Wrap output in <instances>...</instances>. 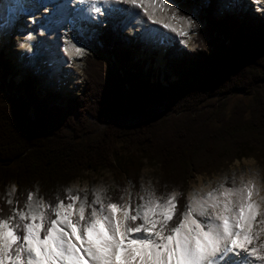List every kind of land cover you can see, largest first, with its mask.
<instances>
[{
	"label": "trees",
	"instance_id": "trees-1",
	"mask_svg": "<svg viewBox=\"0 0 264 264\" xmlns=\"http://www.w3.org/2000/svg\"><path fill=\"white\" fill-rule=\"evenodd\" d=\"M168 1L190 18L201 0ZM206 1L195 16L197 51L173 43L161 79L152 60L146 67L133 58L136 42L123 47L117 28L95 37L97 53L111 59L85 58L75 97H41L30 70L16 84L0 52V217L10 214L9 199L23 208L32 191L36 202L54 204L80 175L101 171L114 178L108 202L123 203L120 197L126 201L130 194L133 203L143 162L160 172V197L178 193L179 214L186 211L184 194L193 176L256 158L254 146L264 147V23L257 25L241 4L237 13L215 18L218 1ZM238 95L249 103L229 108ZM183 218L178 215L177 223Z\"/></svg>",
	"mask_w": 264,
	"mask_h": 264
},
{
	"label": "snow or ice",
	"instance_id": "snow-or-ice-1",
	"mask_svg": "<svg viewBox=\"0 0 264 264\" xmlns=\"http://www.w3.org/2000/svg\"><path fill=\"white\" fill-rule=\"evenodd\" d=\"M123 3L138 7L140 0ZM40 7L51 14L47 4ZM256 191L253 180L242 181L179 214L176 192L163 200L148 192L133 206L130 194L105 205L98 193L88 203L65 189L64 198L46 205L29 191L23 208L9 199L10 214L0 217V264H264V208L252 200ZM178 215L184 218L177 223Z\"/></svg>",
	"mask_w": 264,
	"mask_h": 264
},
{
	"label": "rangeland",
	"instance_id": "rangeland-1",
	"mask_svg": "<svg viewBox=\"0 0 264 264\" xmlns=\"http://www.w3.org/2000/svg\"><path fill=\"white\" fill-rule=\"evenodd\" d=\"M65 1L66 0H26V4L28 5L25 7L17 6L19 16H17L16 22L12 27V36L9 37V40L6 39V36H0V52H3L6 59H8L12 66L11 74L14 82L16 84L19 83L30 70V73L35 75L39 80L36 90L41 97L48 93L59 94L61 98L75 97L80 93L84 83L83 71L85 58L87 56L94 57L98 54L104 56L105 59L110 58L109 56L104 55L103 52L97 53L98 43L95 40V37L106 28H117L121 32L123 47L126 49H129V44L136 42L139 47L137 50L132 51L133 58L135 60H143L146 67L149 66V61L152 60V68L155 73L156 71L158 72V79H161V74H167L165 68V52L173 43H176L180 49H185L189 52L197 51V47L195 46L193 40L195 33L200 28V24L195 16L198 15L207 4L206 0H201L196 5L193 10V14L190 17V19L195 22L196 26L191 28L184 23L183 19H181V17L184 16H181L178 13L173 1L164 0V4H160L158 0H156V2H154V0H140L138 7L142 8L145 6L149 9L153 8L158 10L163 8V11H166L169 16L174 19L176 26L186 27L184 31L178 33L176 36H173L160 59L155 43H151L146 38V35H143L145 32L149 33L150 31L160 29L161 24L158 23V21L156 23L154 22L156 20H150L149 24L147 23V25L144 24L143 26L145 32L141 31L135 35H131L130 30L135 28L134 26L137 21L135 16L132 15L128 20L122 19L111 24H102L103 26L97 27L91 30L89 35H85L79 26L82 23L81 18L78 22V18L75 15L74 19L76 18L77 21L72 19L71 23L73 24V27H65V38L63 37L62 41H66L69 45H72V49L75 51L79 50V53H77L74 56L75 59H73L78 68L72 75L73 77L70 79V84L62 87L55 82L51 73L52 69L50 67H46L42 62L44 48L42 39L45 36H48L51 29L55 27L56 21L59 18V11H63V15L68 18L72 17V14L74 15V13H77V8L73 9L71 6L72 3L70 2H68L67 6H65ZM82 1L86 3V0ZM217 1L218 7L213 14L215 18H223L225 15L237 13V11L240 10L239 6L241 4L253 16L254 22L257 25H262L264 23V7L258 10L250 2V0ZM228 1H232V6H230L231 4H228L230 3ZM41 3L47 4V7L51 10V14L46 12L43 7H40ZM38 4L39 8L37 7ZM165 5H170V7H165ZM64 6L66 8L62 10ZM224 7L227 10H224ZM34 8L36 10L34 13L38 19L36 20V24L30 26L28 25L30 21L29 19ZM173 8L177 10L175 15H173ZM115 14H117L116 11ZM181 33L184 34L181 35ZM58 37H61V35L59 34ZM78 38L83 41V44H80L77 41ZM19 51H21L20 54ZM68 91H71V93H68ZM51 97H53V95H51ZM249 101V97L244 98L241 95H238L230 99L228 107L230 108L238 102L248 104ZM51 102L61 104V101H55L54 99H52ZM254 148V156H256V158L248 157L240 160H234L231 163L224 164L217 172L209 176H193V178L188 181L187 189L184 194V201L186 205L196 208L200 203L208 201L225 188H240L242 186V181L246 183L251 179L253 180L254 188L257 190L254 193L253 198L261 208H264V147L261 145H255ZM142 164L144 166L141 168L139 173L138 192L133 200V206L140 202L141 197H143L146 201L149 198L148 192H151L153 197L159 200L165 199L157 194L158 190L156 188V181L160 174L158 168L153 165H146L145 162ZM113 179L114 178L111 173L106 171L83 173L79 176V178L70 184L69 189L73 192L79 193L88 192V196L82 195L81 198H86V200L90 199V202L96 199L94 193H98L99 199L106 205L108 203V197L114 189L112 186ZM10 191L12 192V189ZM66 202L68 201L66 200ZM96 207L98 208L99 205H96ZM191 218L197 219L198 221L203 219L195 214H193Z\"/></svg>",
	"mask_w": 264,
	"mask_h": 264
},
{
	"label": "bare ground",
	"instance_id": "bare-ground-1",
	"mask_svg": "<svg viewBox=\"0 0 264 264\" xmlns=\"http://www.w3.org/2000/svg\"><path fill=\"white\" fill-rule=\"evenodd\" d=\"M68 2L72 3L71 6L73 9L77 8V13H74V15L72 14V17L68 18L63 15V11H59V18L56 21L55 27L51 29L48 36H45L42 39L44 47L42 62L46 67L52 69L51 73L55 82L62 87L70 84V79L78 68L77 64L73 61L77 51L72 49L73 46L69 45L68 42L62 41L65 35V27H73V24L71 23L72 19L77 21L76 18L74 19L75 15L78 18V22L81 18L82 23L79 26L85 35H89L91 30L103 26L102 24L107 25L122 19L128 20L134 15L137 21L134 26L135 28L130 30V33L131 35H135L144 31V24L147 25L150 21L148 15L152 14L153 19L158 21V23L161 24V27L158 30L150 31L149 33L144 31L145 33L143 35H146V38L151 43H155L159 59L162 57L166 46L169 44L173 36H176L186 28L184 26H176V22L166 11L153 8L149 9L145 6L142 8L134 7L130 4H124L123 0H86V3L82 0H66L64 3L65 6H67ZM228 2H230L228 4H231L232 1ZM250 2L258 10L264 7V0H250ZM26 5H28L26 4V0H0V36H6V39L9 40V37L12 36V27L16 22L17 16H19L17 6L25 7ZM38 6L39 4L37 7ZM65 6L62 10L66 8ZM230 6H232V4ZM35 8L29 19L30 21L28 25L30 26L36 24V20L38 19L34 13L36 11ZM125 9L126 11H124ZM224 10L227 9L225 8ZM115 11L117 14H115ZM164 24H168L169 27L165 28L163 26ZM173 28H175L176 31H172ZM59 34L61 37H58ZM20 52L21 51H19V54ZM68 93H71V91H68ZM213 197H219V194ZM210 200L211 199L208 201ZM252 200L256 203L253 197ZM217 223H219V221H217Z\"/></svg>",
	"mask_w": 264,
	"mask_h": 264
},
{
	"label": "clouds",
	"instance_id": "clouds-1",
	"mask_svg": "<svg viewBox=\"0 0 264 264\" xmlns=\"http://www.w3.org/2000/svg\"><path fill=\"white\" fill-rule=\"evenodd\" d=\"M13 186H14V185H10L11 188H13ZM177 195H178V193H177Z\"/></svg>",
	"mask_w": 264,
	"mask_h": 264
}]
</instances>
